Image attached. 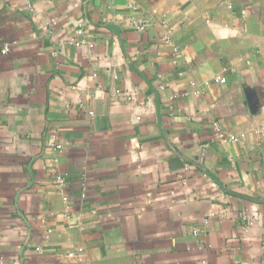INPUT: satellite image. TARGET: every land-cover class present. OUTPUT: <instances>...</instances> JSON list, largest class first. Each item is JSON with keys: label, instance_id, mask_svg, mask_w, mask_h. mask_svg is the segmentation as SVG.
I'll use <instances>...</instances> for the list:
<instances>
[{"label": "crops", "instance_id": "1", "mask_svg": "<svg viewBox=\"0 0 264 264\" xmlns=\"http://www.w3.org/2000/svg\"><path fill=\"white\" fill-rule=\"evenodd\" d=\"M0 264H264V0H0Z\"/></svg>", "mask_w": 264, "mask_h": 264}, {"label": "built area", "instance_id": "2", "mask_svg": "<svg viewBox=\"0 0 264 264\" xmlns=\"http://www.w3.org/2000/svg\"><path fill=\"white\" fill-rule=\"evenodd\" d=\"M9 43H4L1 49V53L2 54H6L9 51ZM221 81H224V78L220 79ZM213 130L218 134L221 135L220 129L217 126V124H213L212 126ZM54 183L58 186V187H63L66 184V176L62 175V174H56L54 177ZM71 255V254H70Z\"/></svg>", "mask_w": 264, "mask_h": 264}, {"label": "water", "instance_id": "3", "mask_svg": "<svg viewBox=\"0 0 264 264\" xmlns=\"http://www.w3.org/2000/svg\"><path fill=\"white\" fill-rule=\"evenodd\" d=\"M254 103H255L254 97H250V105H251V107L254 105Z\"/></svg>", "mask_w": 264, "mask_h": 264}]
</instances>
